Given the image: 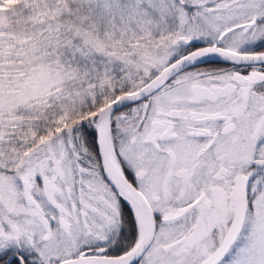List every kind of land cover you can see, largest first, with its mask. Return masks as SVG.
Wrapping results in <instances>:
<instances>
[{
  "label": "snow or ice",
  "instance_id": "snow-or-ice-1",
  "mask_svg": "<svg viewBox=\"0 0 264 264\" xmlns=\"http://www.w3.org/2000/svg\"><path fill=\"white\" fill-rule=\"evenodd\" d=\"M0 264H264V0H0Z\"/></svg>",
  "mask_w": 264,
  "mask_h": 264
}]
</instances>
